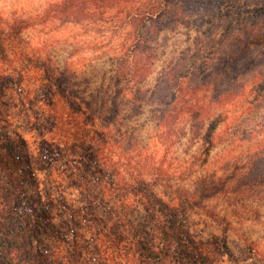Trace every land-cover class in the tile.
I'll list each match as a JSON object with an SVG mask.
<instances>
[{
    "label": "trees",
    "instance_id": "obj_1",
    "mask_svg": "<svg viewBox=\"0 0 264 264\" xmlns=\"http://www.w3.org/2000/svg\"><path fill=\"white\" fill-rule=\"evenodd\" d=\"M57 20L84 24L96 40L106 31L119 39L89 96L42 48L23 44L24 30ZM193 29V54L182 50L152 87L139 85L166 35ZM263 58L264 0H57L37 20L0 14V264H217L224 256L235 263L224 237L190 233L185 189L159 190L162 160L119 150L112 140L123 133L113 130L124 121L125 98L149 107L157 133L173 143L185 137L186 122L215 109L203 136L211 140L233 114L264 108ZM15 106L35 133L36 154L14 128ZM253 145L264 156V140ZM56 171L80 192L81 208L60 180L56 195L41 187L40 175Z\"/></svg>",
    "mask_w": 264,
    "mask_h": 264
},
{
    "label": "rangeland",
    "instance_id": "obj_2",
    "mask_svg": "<svg viewBox=\"0 0 264 264\" xmlns=\"http://www.w3.org/2000/svg\"><path fill=\"white\" fill-rule=\"evenodd\" d=\"M54 1L57 0H0V14L4 19L22 17L37 20L45 7ZM183 30L166 35L167 41L163 40L165 51L163 47L158 49L159 57L151 72L143 83H139L143 88L152 87L159 70L174 62L182 50L190 46L186 57L193 54L192 41L197 32L193 29L187 37ZM95 34L86 30L84 24H60L57 20L50 29H41L40 25L28 28L22 32L21 38L28 47L42 48V55L51 58L60 68L66 67L73 88L89 96L88 93L100 84V72L112 67L109 49L119 40L109 36L108 31L104 33L106 36H99L97 40ZM91 40L98 42L92 44ZM261 64L264 68V58ZM85 87L88 91L83 90ZM122 101L127 103H124V121L117 124L113 132L119 134L117 130H120V134L125 136L122 134L121 140H112V143L118 149L122 148L119 147L121 145L123 148L133 147L141 156L162 160L167 175L162 176L158 188L169 194L180 189L187 191L190 233L196 239L224 237L236 260L234 263L224 256L217 264H264V156H257L253 145L257 140H264V129L260 125L264 119V108L258 113L233 114L235 119L230 118L220 127L218 125L211 140H204V132L216 113L215 109L208 110L198 121L186 122L185 137L173 143V140H162L157 133L149 107L132 106L125 98ZM134 102L139 104L140 100ZM260 102L264 104V98ZM21 111L15 106L11 113L14 128L26 139L31 152L36 154L38 140L35 133L27 128L25 113ZM40 178L41 187L52 195L62 191L68 201L82 207L80 192L68 187L66 178L59 172L50 176L41 174ZM88 179L93 181L91 177ZM58 180L62 184L59 187L61 191L56 188Z\"/></svg>",
    "mask_w": 264,
    "mask_h": 264
}]
</instances>
